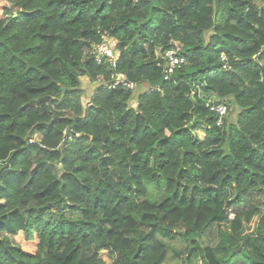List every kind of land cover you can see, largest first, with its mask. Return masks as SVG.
<instances>
[{"label": "clouds", "instance_id": "obj_1", "mask_svg": "<svg viewBox=\"0 0 264 264\" xmlns=\"http://www.w3.org/2000/svg\"><path fill=\"white\" fill-rule=\"evenodd\" d=\"M0 264H264V0H0Z\"/></svg>", "mask_w": 264, "mask_h": 264}]
</instances>
